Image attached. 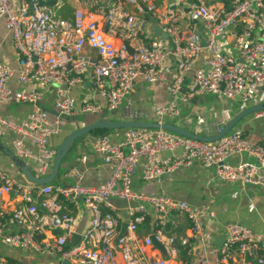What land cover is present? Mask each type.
<instances>
[{"label":"built area","instance_id":"obj_1","mask_svg":"<svg viewBox=\"0 0 264 264\" xmlns=\"http://www.w3.org/2000/svg\"><path fill=\"white\" fill-rule=\"evenodd\" d=\"M77 1L79 7L72 17L65 18L59 13V2L51 5L48 0H21L15 10L11 0H0V24L4 22L10 32L18 60L17 72L8 64H0V101L32 104L31 112L22 121L0 115V131L12 134L13 151L29 165L34 162L40 177L52 170L56 148L50 140L61 132V120L77 111L73 89L87 80L94 93L106 102L85 100L80 111L102 116L123 105L126 113L134 111L137 116L132 103L127 102L136 80L142 78L148 84L167 80L169 102L155 111L156 121L160 122L180 118L181 104L195 96L216 94L249 104L264 83V0H175L188 15L205 23L203 32L184 30L180 25L182 14L171 7H159L156 0ZM124 4L135 11L127 10ZM146 13H151L157 25L173 39V47L162 44L160 39H146ZM236 27L238 31L231 29ZM110 37L121 38V44ZM229 37L239 48L238 57L223 51L221 40ZM86 47L96 52V59L85 53ZM171 57L175 59L176 72L168 79L166 62ZM202 58L203 66L195 67ZM192 69V82L183 93L185 75ZM16 73L20 84L30 86L28 90L15 92L9 87ZM40 86L56 88L54 117L41 105ZM224 125V121L205 123L204 133H196L213 135ZM112 132L117 139L109 132L98 135L93 143L94 151L110 170L108 179L99 185L85 183V174L77 165L66 173L73 182L43 186L17 182L0 167V200L12 194L22 202L6 222H0V241L11 248L57 254L72 264H120L118 255L123 264H171L168 257L151 258L148 247L154 245V235L166 248V256L174 255L178 240L168 233L166 225L173 214H185L199 244L208 248L218 263L264 264V232L228 224L225 243L215 247L204 231L203 217L214 216L207 207H194L164 193L148 194L133 188L142 160L145 164L141 178L145 182L161 181L176 169L198 162L214 167L224 182L264 186V144L249 140L236 129L214 142L165 129ZM178 150L180 153L174 154ZM164 152L173 155L164 157ZM238 155H247L254 161L233 163L231 158ZM80 160L86 161V157ZM34 192L40 199L34 197ZM112 198L130 205V220L123 235L122 219L114 211ZM62 199L80 202L90 216V226L77 244H73L75 218L63 212ZM148 206L156 216L153 232L140 243L137 231L147 218ZM5 215L0 209V217ZM9 225L20 230L10 233ZM58 229L63 233L53 241L39 238ZM179 239L184 245L190 244L186 237ZM0 264L10 263L0 255ZM202 264H208L207 259Z\"/></svg>","mask_w":264,"mask_h":264},{"label":"crops","instance_id":"obj_2","mask_svg":"<svg viewBox=\"0 0 264 264\" xmlns=\"http://www.w3.org/2000/svg\"><path fill=\"white\" fill-rule=\"evenodd\" d=\"M124 2V0H113ZM59 2L61 8L60 15L67 14L65 18H71L73 12L79 7L77 0H54L55 4ZM12 6L15 10L19 9L21 0H11ZM156 3L161 8L171 7L182 14L181 22H186L184 30H194L196 32H203L205 30V23L202 20L192 18L186 11L176 4L175 0H156ZM129 11H135L133 6L124 4ZM62 13V14H61ZM145 17L144 33L146 39H160L162 44L169 46V41L157 34L156 20L151 13L143 14ZM238 31L239 27L231 28ZM110 39L120 45L121 38L110 37ZM223 51L233 56H239V48L233 45L231 37L222 38ZM85 53L92 59L97 58L94 50L86 47ZM0 64H8L16 72L18 70V60L13 46V40L4 22L0 24ZM204 59L202 58L195 67L203 66ZM168 79L176 72V62L173 57L166 62ZM194 75V69L188 71L185 75L184 88L191 84ZM9 87L15 92H22L29 89L28 84H20L17 73L9 81ZM39 89L43 93V101L41 105L47 109L51 117L57 114L55 103L57 101L56 88L53 86H40ZM72 95L76 101L77 111L73 116L63 118L61 120V132L54 135L50 142L55 148L67 137L70 133L75 131L78 126L84 127L101 117H109L117 120H124L122 118L125 106L109 112L106 115L97 114H83L80 108L85 100H95L105 104V99L94 93L91 82L87 80L84 85L78 84L74 87ZM170 95L167 90V80H161L155 84H148L142 78H138L134 84L132 92L129 94L127 102H131L134 110L137 111L138 120L140 121H156L155 111L168 104ZM264 102V83L260 87L256 99L249 104H242L239 101H229L226 98L216 95L208 94L191 98L188 102L181 104L180 118H167L166 121L175 122L185 127L183 116L205 117L212 121H224L225 124L235 117L239 112L245 108ZM32 110L31 103H14L0 101V115L11 118L14 121H22L27 118ZM186 128V127H185ZM242 131L246 137L255 142L264 144V112L256 113L248 116L242 120L235 128ZM193 132H203L200 127H195ZM112 137H117L110 131ZM98 137L97 133L86 135L77 140L72 150L65 157L62 162L60 173L58 177L51 184H67L73 182V179L66 176V173L72 166H79L84 172V182L90 185H99L104 183L110 176L109 168L103 163L101 156L94 151L93 143ZM12 134L8 131H0L1 142L10 150ZM33 147L32 144H29ZM180 153L175 152L174 154ZM173 153L164 152V157H171ZM86 157V161L80 160ZM254 161L252 157L247 155L233 156L231 161L238 163L240 161ZM30 164L34 165V162ZM145 161L142 160L133 179V188L135 191H141L148 194H166L173 199L180 201H187L194 207H207L209 212L214 214L213 217L206 215L203 217L204 231L206 236L212 240L215 247H222L226 241V226L228 224H239L246 228L257 232H264V186L243 185L241 183H229L220 180L216 174L214 167H205L202 164L195 162L188 167H180L175 171L167 174L161 181L145 182L141 178L142 167ZM0 167L12 179L17 182H26L21 170L16 166L13 160L4 152L0 150ZM34 197H38L37 192H34ZM63 205V212L71 214L75 218V233L73 244L81 240L82 235L90 226V216L80 202L77 204L69 201L61 200ZM21 199L12 194L4 195L0 200V209L7 216L19 205ZM111 204L122 219V226L130 220L129 203L125 200L112 198ZM156 216L151 207L148 206V215L143 224L138 227L137 235L140 243L151 235L153 232V221ZM148 220V221H147ZM171 226L168 233L177 238L175 248L177 252L174 255L166 256L161 248L155 243L152 247H148V255L151 258L159 259L168 257L171 264H184L181 259V248L188 247V252L191 255V264H202V261L207 259L208 264H220L216 257L211 254L208 248H204L199 244V239L194 236L190 229V222L185 214H173L171 216ZM8 232L16 233L20 230L19 227L9 225ZM122 231V227H121ZM62 230H50L40 235L41 240L53 241L61 236ZM39 236V237H40ZM180 237H186L189 240V245L182 244ZM76 243V244H77ZM221 244V246H220ZM70 245V244H68ZM0 255L3 256L10 264H60L57 254L43 253L36 250H21L11 248L0 241ZM118 261L123 264L121 256L118 255ZM232 264H238L234 262Z\"/></svg>","mask_w":264,"mask_h":264},{"label":"water","instance_id":"obj_3","mask_svg":"<svg viewBox=\"0 0 264 264\" xmlns=\"http://www.w3.org/2000/svg\"><path fill=\"white\" fill-rule=\"evenodd\" d=\"M157 34H160L162 38L167 39L169 41V45L173 47L174 45L173 39L169 36V34L164 32L162 28L160 27L157 28ZM202 44L203 46H206L207 42L205 39L202 40ZM186 90L187 88H184L183 93H185ZM195 99H198V96H195ZM261 112H264V102L249 106L244 110H242L241 112H239L231 120H229L218 133L213 135L199 134L191 130H188L182 125L169 121L160 122V121H140V120H117L109 117H101L84 127L78 126L75 131H73L67 137L64 138V140L56 148V156L53 161L52 170L45 177L38 176L27 162L20 159L15 154V152L7 148L1 142V140H0V150L5 154H7L13 160L16 166L21 170L25 181L30 182L37 186H43L52 183L58 177L63 160L72 150L77 140L83 138L86 135L93 134L95 130L115 131V130L129 129V128L165 129L172 133L184 137H188L191 139H195L203 142H214L222 139L225 135L233 131L238 126V124L248 116ZM170 226H171V222H168L166 225L167 231L170 230ZM127 228H128V223H124L122 226L121 235H123L127 231ZM152 238H153V242L159 248H161V250L165 254H167L164 245L161 244L154 235L152 236ZM76 243L77 242H75V244ZM58 261L60 262V264H72L69 260L63 259L62 257H58Z\"/></svg>","mask_w":264,"mask_h":264},{"label":"rangeland","instance_id":"obj_4","mask_svg":"<svg viewBox=\"0 0 264 264\" xmlns=\"http://www.w3.org/2000/svg\"><path fill=\"white\" fill-rule=\"evenodd\" d=\"M185 23L186 22H180V25L181 27L184 29L185 27ZM137 113V111H135ZM134 114V111L132 112H128L126 113L125 109L123 111V114L121 115L122 118L124 119H127V117H136V118H140L139 116H135L133 115ZM183 122L185 123V127L188 129V130H193L194 126L195 127H200L202 130H206V127H205V123L206 124H209V123H212L214 122L215 120H208V118H205V117H195V116H183ZM239 125V124H238Z\"/></svg>","mask_w":264,"mask_h":264},{"label":"trees","instance_id":"obj_5","mask_svg":"<svg viewBox=\"0 0 264 264\" xmlns=\"http://www.w3.org/2000/svg\"><path fill=\"white\" fill-rule=\"evenodd\" d=\"M48 3L49 4H53L54 3V0H48ZM62 14V13H61ZM63 17H65V16H67V14H63L62 15ZM110 131H106V130H95L94 132H93V134L94 133H97L98 135H100V134H104V133H109ZM244 136L246 137V135L244 134ZM247 138V137H246ZM30 167L35 171V168H34V166L32 165V164H30ZM9 216H6L5 215V217H0V222H6L7 221V218H8ZM188 218V217H187ZM189 220V219H188ZM148 221V220H147ZM189 222H190V220H189ZM190 226H191V223H190ZM39 238H41V236L39 237ZM70 247V245H67L66 246V248H69ZM189 248L188 247H182L181 248V256H180V259H181V261L184 263V264H191V255H189L188 254V252H189Z\"/></svg>","mask_w":264,"mask_h":264}]
</instances>
